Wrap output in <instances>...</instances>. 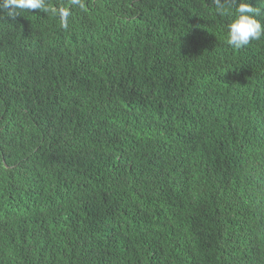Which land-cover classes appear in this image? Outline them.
I'll list each match as a JSON object with an SVG mask.
<instances>
[{"label":"trees","instance_id":"trees-1","mask_svg":"<svg viewBox=\"0 0 264 264\" xmlns=\"http://www.w3.org/2000/svg\"><path fill=\"white\" fill-rule=\"evenodd\" d=\"M50 3L67 28L0 13V264H264V37L212 0Z\"/></svg>","mask_w":264,"mask_h":264},{"label":"clouds","instance_id":"clouds-1","mask_svg":"<svg viewBox=\"0 0 264 264\" xmlns=\"http://www.w3.org/2000/svg\"><path fill=\"white\" fill-rule=\"evenodd\" d=\"M80 4L81 0H72ZM220 16L232 17L228 24L227 44L234 49H242L252 41L264 37V9L254 6L252 0H212ZM40 10L43 13L59 16L64 28L68 27L71 14L67 7H56L50 0H0V13L7 12L11 19L23 11Z\"/></svg>","mask_w":264,"mask_h":264}]
</instances>
